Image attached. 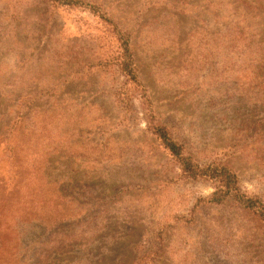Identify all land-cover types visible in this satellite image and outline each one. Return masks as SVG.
<instances>
[{"label": "rangeland", "instance_id": "1", "mask_svg": "<svg viewBox=\"0 0 264 264\" xmlns=\"http://www.w3.org/2000/svg\"><path fill=\"white\" fill-rule=\"evenodd\" d=\"M81 1L129 33L139 84L89 6L0 0L4 251L11 220L25 225L7 264H264V219L232 201L194 210L213 185L147 129L225 162L264 203V0ZM18 182L25 215L5 199Z\"/></svg>", "mask_w": 264, "mask_h": 264}, {"label": "trees", "instance_id": "2", "mask_svg": "<svg viewBox=\"0 0 264 264\" xmlns=\"http://www.w3.org/2000/svg\"><path fill=\"white\" fill-rule=\"evenodd\" d=\"M55 7L59 6H81L82 4L87 5L86 7H90L92 12L97 15H100L106 20H109L112 24L113 22L106 16V13L98 12L94 5L90 3H85L81 0H49ZM115 26V24H113ZM115 34L117 35L118 39V49L119 52L117 53L114 61L116 66L118 67L119 72L125 77V83H132L134 86L138 85L137 83L138 76L136 71V64L133 56V52L130 46V35L126 31H123L119 27L114 28ZM133 95L130 93L126 98L125 101L130 100ZM130 105V103H128ZM153 118L152 116L149 117V120ZM147 129H149L155 137L164 145V147L169 151V153L174 157L178 167L180 169L181 174L184 178L188 179H199L204 178L211 182L213 185V191L208 196H202L196 199L194 203L193 209L200 208L201 206L205 205H212V204H220L225 203L227 201H232L238 207L243 210L252 211L257 214L260 219H264V203L261 201L256 195L249 194L244 191L240 184L239 179L236 172L233 170L225 162H221L218 160H212L204 164H200L196 160L193 159L192 155L188 154L185 151L184 146L175 139L171 133L168 131L167 127L163 124L155 123L152 120L148 122ZM23 183H16L15 184V192L12 194L13 197L5 198L10 206V200L12 201L15 210L18 212L19 215H25L29 210V201H27L20 192H24ZM3 198V197H0ZM1 201V199H0ZM6 211H9L6 208ZM6 214L0 212V229L6 232L10 228L7 226V222L1 224L2 217L5 220ZM13 222V227L15 230L13 231L14 236L11 238L10 247L8 248L7 252L3 250V245L0 246V264H7V261L10 260L11 248L15 246L17 242H20V236L24 232L25 225L20 224L19 221L14 219L11 220ZM11 222V225H12ZM161 233H159L160 235ZM4 252V253H3ZM146 251L142 250V253L145 254ZM150 254V253H146Z\"/></svg>", "mask_w": 264, "mask_h": 264}]
</instances>
